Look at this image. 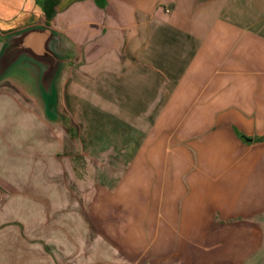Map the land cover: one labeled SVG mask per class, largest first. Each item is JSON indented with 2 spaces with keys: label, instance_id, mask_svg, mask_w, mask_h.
<instances>
[{
  "label": "crops",
  "instance_id": "crops-1",
  "mask_svg": "<svg viewBox=\"0 0 264 264\" xmlns=\"http://www.w3.org/2000/svg\"><path fill=\"white\" fill-rule=\"evenodd\" d=\"M46 1L0 0L75 49L66 125L0 84V264H263L264 0Z\"/></svg>",
  "mask_w": 264,
  "mask_h": 264
},
{
  "label": "water",
  "instance_id": "water-1",
  "mask_svg": "<svg viewBox=\"0 0 264 264\" xmlns=\"http://www.w3.org/2000/svg\"><path fill=\"white\" fill-rule=\"evenodd\" d=\"M43 25H33L0 39V84L10 81L22 87L50 123L67 124L62 108L61 85L73 45ZM0 189V202L3 200ZM264 264V262H263Z\"/></svg>",
  "mask_w": 264,
  "mask_h": 264
},
{
  "label": "trees",
  "instance_id": "trees-1",
  "mask_svg": "<svg viewBox=\"0 0 264 264\" xmlns=\"http://www.w3.org/2000/svg\"><path fill=\"white\" fill-rule=\"evenodd\" d=\"M47 2H49V3H54V0H47V1H46V4H47ZM52 5H53V4H52ZM45 8H46V14H47V16L49 17V16L51 15V12H52L53 10H52L51 7H49V6H47V5H46Z\"/></svg>",
  "mask_w": 264,
  "mask_h": 264
},
{
  "label": "rangeland",
  "instance_id": "rangeland-1",
  "mask_svg": "<svg viewBox=\"0 0 264 264\" xmlns=\"http://www.w3.org/2000/svg\"><path fill=\"white\" fill-rule=\"evenodd\" d=\"M5 82H8V83H10V81H5ZM2 83H4V82H2ZM74 136H76V134H75V135H72V138H73ZM72 152H73V155H74V153H75V154H77V153H78V150H73ZM74 156H75V155H74ZM75 159H77V157H76V156H75ZM75 159H74V160H75ZM75 161H77V162H78V160H75ZM85 174H86V177H87L86 179H88V178H89V174H88V173H85ZM88 184H89V182H88Z\"/></svg>",
  "mask_w": 264,
  "mask_h": 264
}]
</instances>
